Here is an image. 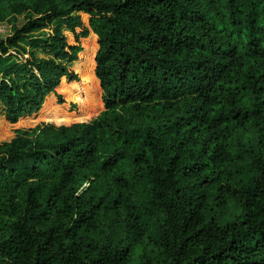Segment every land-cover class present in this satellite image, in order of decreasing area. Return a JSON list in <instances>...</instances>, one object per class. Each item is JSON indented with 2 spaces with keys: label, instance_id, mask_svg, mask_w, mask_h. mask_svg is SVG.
Wrapping results in <instances>:
<instances>
[{
  "label": "trees",
  "instance_id": "trees-1",
  "mask_svg": "<svg viewBox=\"0 0 264 264\" xmlns=\"http://www.w3.org/2000/svg\"><path fill=\"white\" fill-rule=\"evenodd\" d=\"M0 264H264V0H0Z\"/></svg>",
  "mask_w": 264,
  "mask_h": 264
}]
</instances>
